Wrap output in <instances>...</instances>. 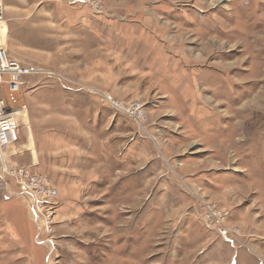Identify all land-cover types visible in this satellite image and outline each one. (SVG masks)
Wrapping results in <instances>:
<instances>
[{
	"label": "rangeland",
	"instance_id": "374dc122",
	"mask_svg": "<svg viewBox=\"0 0 264 264\" xmlns=\"http://www.w3.org/2000/svg\"><path fill=\"white\" fill-rule=\"evenodd\" d=\"M103 1L0 0L9 53L46 71L8 163L60 193L51 233L0 193V264H264V0ZM71 9L106 31L71 39Z\"/></svg>",
	"mask_w": 264,
	"mask_h": 264
},
{
	"label": "built area",
	"instance_id": "2783aa9c",
	"mask_svg": "<svg viewBox=\"0 0 264 264\" xmlns=\"http://www.w3.org/2000/svg\"><path fill=\"white\" fill-rule=\"evenodd\" d=\"M70 6H88L95 14H103V0H61ZM5 15L0 3V31L5 28ZM5 37L0 34V193L10 196H24L30 202L33 214L42 218L47 233L53 231V223L60 197L59 190L53 181L31 167L8 163V151L21 141V124L23 110H15L11 102L24 85V78L31 75H42L46 71L31 64H23L11 58ZM110 104L118 111L128 114L136 120L143 117L140 104H122L108 98ZM14 188L16 190H14ZM203 220L209 227L215 228L220 235L228 237L225 226V215L222 210L211 204L204 205Z\"/></svg>",
	"mask_w": 264,
	"mask_h": 264
},
{
	"label": "crops",
	"instance_id": "0c3cea01",
	"mask_svg": "<svg viewBox=\"0 0 264 264\" xmlns=\"http://www.w3.org/2000/svg\"><path fill=\"white\" fill-rule=\"evenodd\" d=\"M68 5V4H67ZM73 7V6H71ZM65 14L68 18V25L67 26H64L65 28L71 30V34H72V38L73 40H88L89 39V34L92 33V34H97V33H103L105 32L106 28L104 27H101V29H104V30H100V27L98 26H92L89 24V12L86 11L85 12V9H71V10H66L65 11ZM110 29V28H109ZM108 32V31H107ZM10 54V53H9ZM11 58L13 59H16L15 55H12L10 54ZM18 60V59H17ZM23 63V62H21ZM23 64H27V63H23ZM90 112H92L90 110ZM96 116H97V120L101 121V122H104L106 121L105 118H104V114L100 113V111H97L95 112ZM215 153V152H213ZM217 153H220L221 152H216Z\"/></svg>",
	"mask_w": 264,
	"mask_h": 264
}]
</instances>
